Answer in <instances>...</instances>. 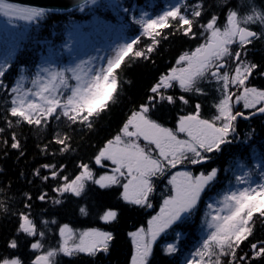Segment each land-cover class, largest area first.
Here are the masks:
<instances>
[{
    "label": "snow or ice",
    "instance_id": "snow-or-ice-1",
    "mask_svg": "<svg viewBox=\"0 0 264 264\" xmlns=\"http://www.w3.org/2000/svg\"><path fill=\"white\" fill-rule=\"evenodd\" d=\"M75 8L90 21L73 22L62 46L36 40L47 47L29 66L15 60L28 30L58 10L0 0V18L25 26L3 37L0 161L26 158L28 133L40 157L15 180L0 163V264H100L118 211L99 217L104 229L57 217L73 203L86 216L81 201L113 189L144 218L127 232L126 264H264V0H177L139 16L123 0ZM136 65L153 79L125 103L121 73Z\"/></svg>",
    "mask_w": 264,
    "mask_h": 264
},
{
    "label": "trees",
    "instance_id": "trees-1",
    "mask_svg": "<svg viewBox=\"0 0 264 264\" xmlns=\"http://www.w3.org/2000/svg\"><path fill=\"white\" fill-rule=\"evenodd\" d=\"M123 2L125 6H134L137 16H139L140 11L155 13L169 3H175L174 0H123ZM232 3L236 4L237 0H232ZM98 15L111 22H115L116 20L115 16L111 12H100ZM90 19L91 17L86 13H80L78 10H75L66 13H58L52 20H49L40 29H29L28 35L15 57L16 63L31 66L32 64L38 62V54L45 50L47 44H37L36 40L51 41L58 45L66 40V34L73 22L85 24L88 23ZM21 25L22 23H20V26ZM132 34L133 32L130 31L129 35ZM178 47V43L174 44L171 46L170 52L174 53ZM154 72L155 69L136 65L121 73L120 78L122 80L131 82L130 86L126 85L125 87V91L127 93L125 103H127L128 99L139 100L144 97L149 84L152 82ZM104 123L107 125L108 122L105 121ZM110 130L114 131V126ZM239 131L241 133L245 131L244 124H241ZM107 134V130L102 131L100 136L103 137ZM28 135L30 139L28 144V155L26 158L21 159L19 163H17L14 158L0 161V163H2V165L8 170V175L13 180L16 179L18 170L23 169L27 172L33 165L38 164L40 161V157L38 156L36 159H33L36 152V149L34 148L36 137L31 133H28ZM95 142L96 141L94 140L93 143ZM245 155L250 158V153L246 154L242 150L237 152L238 158H244ZM219 163L221 166L226 167L228 159L223 158L219 161ZM14 187L25 188L26 186L22 183H16ZM81 205L87 207L88 215H81L78 211V206L73 203L69 206L70 211L60 213L57 218L62 222L69 223L71 227L77 230H83L88 227H98L104 229L108 226L105 225L104 221L100 220L99 217L107 209L118 211L120 214V222L118 226L113 229L116 234L115 248L109 257L100 261V264H126L130 253V242L127 237V232L134 230L135 227L143 224L144 218L138 212L132 211L128 206L122 203L118 197V192L115 189L105 195L90 193L81 201ZM181 231L184 233V243L190 244L191 240L189 239V236L191 235V230L181 229ZM173 240L174 237L169 236L166 242H172ZM50 242L54 243V241ZM3 250V239L2 235H0V252ZM20 254L25 258V260L27 259L28 253L26 251L22 250ZM63 264H68L67 258L64 259ZM72 264H85V262L73 261Z\"/></svg>",
    "mask_w": 264,
    "mask_h": 264
},
{
    "label": "water",
    "instance_id": "water-1",
    "mask_svg": "<svg viewBox=\"0 0 264 264\" xmlns=\"http://www.w3.org/2000/svg\"><path fill=\"white\" fill-rule=\"evenodd\" d=\"M12 2L25 3L31 6H48L57 10H69L75 8V5L83 2V0H12Z\"/></svg>",
    "mask_w": 264,
    "mask_h": 264
},
{
    "label": "rangeland",
    "instance_id": "rangeland-1",
    "mask_svg": "<svg viewBox=\"0 0 264 264\" xmlns=\"http://www.w3.org/2000/svg\"><path fill=\"white\" fill-rule=\"evenodd\" d=\"M5 30H7L11 34L18 35L15 28H12L10 25H8L4 20V18H0V60H2L5 55V46L3 44V37L5 35ZM67 38H68V34H67Z\"/></svg>",
    "mask_w": 264,
    "mask_h": 264
}]
</instances>
